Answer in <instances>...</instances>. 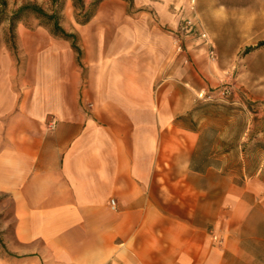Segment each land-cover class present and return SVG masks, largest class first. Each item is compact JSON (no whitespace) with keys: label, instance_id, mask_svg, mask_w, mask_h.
Segmentation results:
<instances>
[{"label":"crops","instance_id":"crops-1","mask_svg":"<svg viewBox=\"0 0 264 264\" xmlns=\"http://www.w3.org/2000/svg\"><path fill=\"white\" fill-rule=\"evenodd\" d=\"M172 1L103 0L87 23L63 10L78 50L40 23L17 26L19 60L0 39V264H264V150L237 168L180 118L213 68L176 49ZM256 109L240 141L264 143Z\"/></svg>","mask_w":264,"mask_h":264},{"label":"rangeland","instance_id":"rangeland-1","mask_svg":"<svg viewBox=\"0 0 264 264\" xmlns=\"http://www.w3.org/2000/svg\"><path fill=\"white\" fill-rule=\"evenodd\" d=\"M93 0H84V9L75 6V0L51 1V6L45 9L58 12L61 23L67 20L68 10L76 21L85 19L90 11ZM122 1V0H121ZM33 2H23L21 5ZM35 3V2H34ZM129 10L139 7V0H123ZM37 4V3H35ZM20 3L16 0L6 14L18 9ZM119 4H114L118 6ZM18 6V7H17ZM42 7V5H39ZM171 9L175 14V46L183 53L201 52L209 68H213L210 81L213 83L208 90L217 95L208 100L197 98L194 117L203 119L207 125L205 138L206 150L233 149V157L225 159L237 168L245 166L247 171H253L259 165V157L264 150V143L255 141H240L245 131L249 109L258 107L260 111L263 101L253 100V95L264 94V46L245 53L248 46L255 45L264 39V0H173ZM46 11V12H47ZM1 12V10H0ZM43 24L51 29L53 21L32 12H25L16 23L13 33L9 30V20L0 22V39L5 38L10 43L13 54L19 60L20 46L17 26L32 27ZM2 24L6 26L2 27ZM7 28V30H5ZM206 32V37L202 33ZM77 39V38H76ZM214 49L216 59H211L209 53ZM224 91V93H221ZM208 103L205 107L200 104ZM241 145L244 157H239L237 147ZM249 155V156H248ZM12 226V205L6 194L0 192V251L8 252L5 243L6 234Z\"/></svg>","mask_w":264,"mask_h":264},{"label":"trees","instance_id":"trees-1","mask_svg":"<svg viewBox=\"0 0 264 264\" xmlns=\"http://www.w3.org/2000/svg\"><path fill=\"white\" fill-rule=\"evenodd\" d=\"M58 0H53V2H57ZM103 0H93L90 4V11L86 14L85 19L80 20V23H87L88 21H90V19L95 15L100 3ZM75 6L80 7L81 9H84V0H75ZM8 7V2L7 0H0V22L4 19H8L9 20V30L11 33H13L15 27H16V23L18 21L21 20L22 16L25 14V12L29 11L32 13H35L37 15H39L40 17L46 18L49 21H53L54 23V27H53V32L56 35H62L65 38L71 39L73 40V46L75 47V49L78 50L77 44H76V36L72 33H68L64 30V28L60 25V22L58 20V12L53 11L51 13L46 12L41 6H39L38 4L35 3H26L21 5L18 9H16L15 11H13L11 14H6V9ZM264 46V39L258 41L255 45H251L248 46L245 49V53H248L252 50H255L259 47ZM209 105L208 103L205 104H200V107H205ZM197 110V107H195L193 109L194 113ZM194 113L193 115H187V116H181L180 118L182 119H193L194 117Z\"/></svg>","mask_w":264,"mask_h":264},{"label":"built area","instance_id":"built-area-1","mask_svg":"<svg viewBox=\"0 0 264 264\" xmlns=\"http://www.w3.org/2000/svg\"><path fill=\"white\" fill-rule=\"evenodd\" d=\"M206 35H207L206 32L202 33L203 37H206ZM178 48H179V50L181 49V44L180 43L178 45ZM209 57L211 59H213V60L216 59V53H215L214 49H211V51L209 53ZM221 93H224V91H222ZM216 95L217 94L215 92H213V91L203 89V90H201V91H199L197 93V98L203 99V100H208V99L214 98ZM111 204L114 207V204H115V200L114 199L111 200Z\"/></svg>","mask_w":264,"mask_h":264}]
</instances>
